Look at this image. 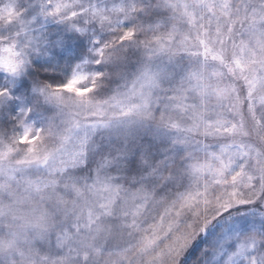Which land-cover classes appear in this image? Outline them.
<instances>
[{"label": "snow or ice", "instance_id": "6c2138e0", "mask_svg": "<svg viewBox=\"0 0 264 264\" xmlns=\"http://www.w3.org/2000/svg\"><path fill=\"white\" fill-rule=\"evenodd\" d=\"M0 264H264V0H0Z\"/></svg>", "mask_w": 264, "mask_h": 264}]
</instances>
